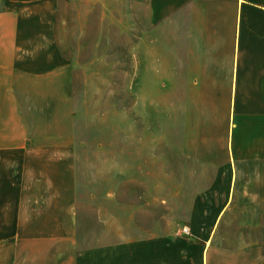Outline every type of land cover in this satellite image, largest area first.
<instances>
[{"label": "crops", "instance_id": "1", "mask_svg": "<svg viewBox=\"0 0 264 264\" xmlns=\"http://www.w3.org/2000/svg\"><path fill=\"white\" fill-rule=\"evenodd\" d=\"M63 1L0 0V264H264V0H150L153 19L181 23L167 39V106L182 115L167 123V151L198 169L168 171L185 181L180 202L149 205L165 209L164 224L53 255L56 234L31 211L65 206L46 202L45 173L27 170L48 150L29 142L20 93L62 83L67 60L52 37ZM31 180L42 202L31 203Z\"/></svg>", "mask_w": 264, "mask_h": 264}, {"label": "rangeland", "instance_id": "2", "mask_svg": "<svg viewBox=\"0 0 264 264\" xmlns=\"http://www.w3.org/2000/svg\"><path fill=\"white\" fill-rule=\"evenodd\" d=\"M149 3L64 0L52 37L67 60L62 83L20 93L29 142L48 150L37 157L45 163L27 170L45 173L51 192L46 202L65 206L31 211L40 219L44 213L46 232L56 234L53 255L134 237L151 218L164 224L165 209L149 205L180 202L174 188L185 181L168 171L198 169L189 156L168 152L166 145L167 123L181 122L182 116L181 108L169 110L166 98L168 30L181 23L153 19ZM216 182L209 179L208 185ZM31 190V203L42 202L32 180Z\"/></svg>", "mask_w": 264, "mask_h": 264}, {"label": "built area", "instance_id": "3", "mask_svg": "<svg viewBox=\"0 0 264 264\" xmlns=\"http://www.w3.org/2000/svg\"><path fill=\"white\" fill-rule=\"evenodd\" d=\"M188 227L187 226H184V227H182V229H181V232L182 233H185V234H187L188 233Z\"/></svg>", "mask_w": 264, "mask_h": 264}]
</instances>
